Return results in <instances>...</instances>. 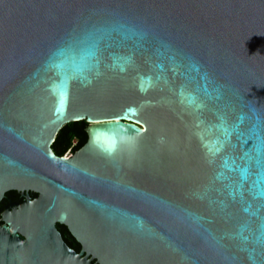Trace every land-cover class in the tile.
Returning <instances> with one entry per match:
<instances>
[{
	"label": "water",
	"instance_id": "obj_1",
	"mask_svg": "<svg viewBox=\"0 0 264 264\" xmlns=\"http://www.w3.org/2000/svg\"><path fill=\"white\" fill-rule=\"evenodd\" d=\"M11 189L63 264H264V0H0Z\"/></svg>",
	"mask_w": 264,
	"mask_h": 264
},
{
	"label": "flooded vegetation",
	"instance_id": "obj_2",
	"mask_svg": "<svg viewBox=\"0 0 264 264\" xmlns=\"http://www.w3.org/2000/svg\"><path fill=\"white\" fill-rule=\"evenodd\" d=\"M72 155L74 153L70 152ZM38 193L31 189H11L0 199V264H63L64 258L58 257L51 238H45L37 246L35 223L30 219L31 204ZM64 244L79 254L83 246L73 236L68 226L55 224ZM87 256V257H86ZM87 264H98L86 251Z\"/></svg>",
	"mask_w": 264,
	"mask_h": 264
},
{
	"label": "trees",
	"instance_id": "obj_3",
	"mask_svg": "<svg viewBox=\"0 0 264 264\" xmlns=\"http://www.w3.org/2000/svg\"><path fill=\"white\" fill-rule=\"evenodd\" d=\"M88 123L86 121L71 122L66 124L57 134L52 150L59 157H64L67 153H75L87 141L85 128Z\"/></svg>",
	"mask_w": 264,
	"mask_h": 264
},
{
	"label": "built area",
	"instance_id": "obj_4",
	"mask_svg": "<svg viewBox=\"0 0 264 264\" xmlns=\"http://www.w3.org/2000/svg\"><path fill=\"white\" fill-rule=\"evenodd\" d=\"M70 153V152H69ZM68 156V153L65 155V157Z\"/></svg>",
	"mask_w": 264,
	"mask_h": 264
},
{
	"label": "rangeland",
	"instance_id": "obj_5",
	"mask_svg": "<svg viewBox=\"0 0 264 264\" xmlns=\"http://www.w3.org/2000/svg\"><path fill=\"white\" fill-rule=\"evenodd\" d=\"M71 153H68V155H70Z\"/></svg>",
	"mask_w": 264,
	"mask_h": 264
}]
</instances>
